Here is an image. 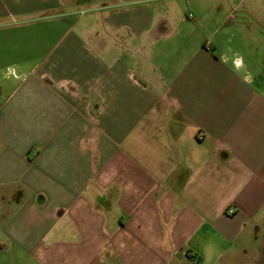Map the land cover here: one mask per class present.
<instances>
[{
  "label": "crops",
  "instance_id": "1",
  "mask_svg": "<svg viewBox=\"0 0 264 264\" xmlns=\"http://www.w3.org/2000/svg\"><path fill=\"white\" fill-rule=\"evenodd\" d=\"M0 264H264V0H0Z\"/></svg>",
  "mask_w": 264,
  "mask_h": 264
},
{
  "label": "rangeland",
  "instance_id": "2",
  "mask_svg": "<svg viewBox=\"0 0 264 264\" xmlns=\"http://www.w3.org/2000/svg\"><path fill=\"white\" fill-rule=\"evenodd\" d=\"M81 9H83V8H81ZM81 9H80V10H81ZM80 10H79V11H80Z\"/></svg>",
  "mask_w": 264,
  "mask_h": 264
},
{
  "label": "built area",
  "instance_id": "3",
  "mask_svg": "<svg viewBox=\"0 0 264 264\" xmlns=\"http://www.w3.org/2000/svg\"><path fill=\"white\" fill-rule=\"evenodd\" d=\"M199 138H201V136Z\"/></svg>",
  "mask_w": 264,
  "mask_h": 264
}]
</instances>
